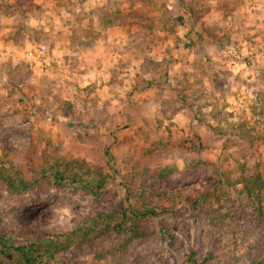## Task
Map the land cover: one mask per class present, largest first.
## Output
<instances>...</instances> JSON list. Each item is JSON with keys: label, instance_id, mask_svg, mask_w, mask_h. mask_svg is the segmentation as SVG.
Returning a JSON list of instances; mask_svg holds the SVG:
<instances>
[{"label": "rangeland", "instance_id": "1", "mask_svg": "<svg viewBox=\"0 0 264 264\" xmlns=\"http://www.w3.org/2000/svg\"><path fill=\"white\" fill-rule=\"evenodd\" d=\"M0 174L41 264H264V0H0Z\"/></svg>", "mask_w": 264, "mask_h": 264}, {"label": "trees", "instance_id": "2", "mask_svg": "<svg viewBox=\"0 0 264 264\" xmlns=\"http://www.w3.org/2000/svg\"><path fill=\"white\" fill-rule=\"evenodd\" d=\"M199 122L203 125H206L207 127L211 128L209 124H206L207 122L205 120H199ZM245 137V136H241ZM164 176H167L168 174H164V172L161 171V174ZM0 174V178H2ZM100 183L98 184V187L103 186V176H100ZM5 179L8 187L12 191L21 192L24 190H27L29 186L25 185L24 183H21L22 188H17L15 185L12 184V181L10 178L3 177ZM64 181H67L68 183H72L75 180H69L68 177L65 176L63 173L57 172L54 175V182L57 185H61ZM81 186L84 187V189L93 188V186L90 183H87L85 178H82L81 180ZM76 182V181H75ZM142 195H144V191L142 192ZM141 211L133 210L132 208L121 214L117 213L116 211H113L111 214H109L108 219H110L111 222L120 220L115 224L114 227H117L118 229H123L127 223H130V229L136 230V222H141L144 219L147 218H155L158 217L166 212H168V208L162 207L160 205H150V206H144ZM98 219L96 218H88L87 220L79 223L76 226V230L81 234L85 235L86 237L92 236L94 234L93 232L97 229ZM0 230L3 232L0 235V254L2 256H6L10 252H15L19 254L21 258V264H41L42 262L37 260L35 257H33L34 252L39 248H46V251H49L51 247L56 246V243L61 241L60 238H63V236H51L48 238H24V239H16L14 236L11 235L10 231L5 230L0 227ZM94 237V236H93Z\"/></svg>", "mask_w": 264, "mask_h": 264}, {"label": "built area", "instance_id": "3", "mask_svg": "<svg viewBox=\"0 0 264 264\" xmlns=\"http://www.w3.org/2000/svg\"><path fill=\"white\" fill-rule=\"evenodd\" d=\"M49 48L45 44H39L34 48V52L31 54L32 58L37 61L47 63L46 54H48Z\"/></svg>", "mask_w": 264, "mask_h": 264}, {"label": "crops", "instance_id": "4", "mask_svg": "<svg viewBox=\"0 0 264 264\" xmlns=\"http://www.w3.org/2000/svg\"><path fill=\"white\" fill-rule=\"evenodd\" d=\"M120 31L118 30V29H114L113 31H111L110 33H109V35L111 36V37H117V36H119L120 35Z\"/></svg>", "mask_w": 264, "mask_h": 264}]
</instances>
